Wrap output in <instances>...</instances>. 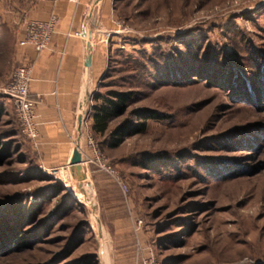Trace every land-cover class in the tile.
I'll return each instance as SVG.
<instances>
[{"label": "rangeland", "instance_id": "1", "mask_svg": "<svg viewBox=\"0 0 264 264\" xmlns=\"http://www.w3.org/2000/svg\"><path fill=\"white\" fill-rule=\"evenodd\" d=\"M110 3L93 97L134 96L105 136L87 131L46 164L5 95L25 8L0 0V264H135L137 240L160 264H264V0ZM147 110L161 120L110 148Z\"/></svg>", "mask_w": 264, "mask_h": 264}, {"label": "crops", "instance_id": "2", "mask_svg": "<svg viewBox=\"0 0 264 264\" xmlns=\"http://www.w3.org/2000/svg\"><path fill=\"white\" fill-rule=\"evenodd\" d=\"M21 2L25 8L21 39L31 23L47 21L52 15L59 21L46 51L37 54L30 47L18 46L16 60L32 67L30 94L36 102L35 124L43 159L53 164L51 156L57 155L58 164H64L69 142L92 131L90 104L108 69L109 48L102 26L111 18L112 3Z\"/></svg>", "mask_w": 264, "mask_h": 264}, {"label": "built area", "instance_id": "3", "mask_svg": "<svg viewBox=\"0 0 264 264\" xmlns=\"http://www.w3.org/2000/svg\"><path fill=\"white\" fill-rule=\"evenodd\" d=\"M41 1L56 2L57 0ZM71 1L75 4L79 2V0ZM58 24V18L54 15H52L47 21L29 24L25 29L23 38L19 42V46L30 47L37 54H41L50 47ZM76 35L79 36V34ZM31 83L32 67L20 66L14 71L11 81L5 90V95L14 103L21 133L37 146L39 144V133L35 124L36 102L31 98L30 94ZM98 164L120 187L128 204L129 189L127 184L123 182L115 169H113L104 159L98 157ZM142 224L143 222L141 220H134L133 226L136 236L138 235V231ZM136 247L137 257L135 264H160L153 249L143 247L139 240H137Z\"/></svg>", "mask_w": 264, "mask_h": 264}, {"label": "trees", "instance_id": "4", "mask_svg": "<svg viewBox=\"0 0 264 264\" xmlns=\"http://www.w3.org/2000/svg\"><path fill=\"white\" fill-rule=\"evenodd\" d=\"M1 33L4 37V33ZM191 68L190 72L195 73ZM196 74H199L198 71H196ZM238 85L239 83H236V87ZM133 96L131 92L118 91H110L105 96L95 95L92 98L95 104L91 109L92 132L99 136H105L109 131L110 123L125 115ZM134 116L136 121L126 120L111 132L110 148H117L129 136L145 132L149 120H161L162 118L158 113L150 110L138 112Z\"/></svg>", "mask_w": 264, "mask_h": 264}]
</instances>
